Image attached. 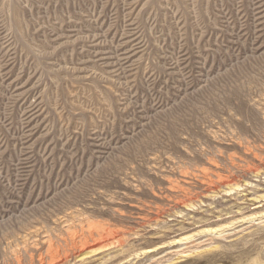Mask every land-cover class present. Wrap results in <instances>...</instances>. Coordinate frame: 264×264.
<instances>
[{
	"label": "rangeland",
	"instance_id": "374dc122",
	"mask_svg": "<svg viewBox=\"0 0 264 264\" xmlns=\"http://www.w3.org/2000/svg\"><path fill=\"white\" fill-rule=\"evenodd\" d=\"M49 263L264 264V0H0V264Z\"/></svg>",
	"mask_w": 264,
	"mask_h": 264
},
{
	"label": "bare ground",
	"instance_id": "6f19581e",
	"mask_svg": "<svg viewBox=\"0 0 264 264\" xmlns=\"http://www.w3.org/2000/svg\"><path fill=\"white\" fill-rule=\"evenodd\" d=\"M85 247V246H84ZM89 247V246H88ZM91 248V247H90ZM88 249V248H87ZM53 255V254H52ZM54 258H56V257H54ZM58 258V257H57ZM54 263V262H53ZM50 264V263H49Z\"/></svg>",
	"mask_w": 264,
	"mask_h": 264
}]
</instances>
